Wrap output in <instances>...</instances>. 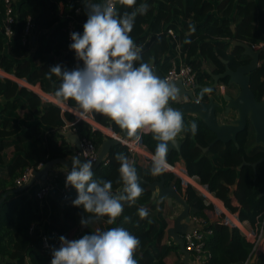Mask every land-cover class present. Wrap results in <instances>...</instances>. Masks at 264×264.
I'll return each instance as SVG.
<instances>
[{"label": "trees", "instance_id": "16d2710c", "mask_svg": "<svg viewBox=\"0 0 264 264\" xmlns=\"http://www.w3.org/2000/svg\"><path fill=\"white\" fill-rule=\"evenodd\" d=\"M106 1L19 0L13 5L17 25L6 54L0 32V70L38 86L78 113L90 114L95 123L120 135L121 127L110 125L114 119L112 102L102 100L122 91L117 82L121 66L116 60L133 57L129 80L134 75L143 76L151 61L165 73L170 66V45L175 44L166 33L173 30L182 41V61L197 72L198 84L205 86L212 80L201 68L202 63L215 75L224 72L220 59L227 61L232 71L249 63L243 49L233 47L232 41L264 48V0H115L116 10L105 40L100 22ZM77 8L80 14H75ZM100 9V17L93 21L91 13ZM5 12L6 4L0 0V25ZM28 18L33 20V33L30 43L23 45L22 32ZM72 21L76 25L74 47L67 42ZM197 53L203 62L196 58ZM93 67L102 69V76L90 85L85 70ZM262 80L264 52L259 56L258 69L250 74V89L257 101L264 93ZM198 92L197 99L204 101V93ZM117 101L133 112L139 104L137 96ZM155 102L156 93L150 88L141 113L127 120L130 141L136 140L143 125L152 121ZM0 115V199L9 192L0 203V264H171L168 256L177 254L178 246L166 233L170 222L164 216V200L157 206L147 186L129 181L134 176L152 183L159 179L158 172L152 161L146 163L141 156L131 155L123 144L112 146L96 170L69 177L65 194L52 191L50 203L56 215L46 233L50 246L43 249L38 226L49 216L47 206L38 214L34 195L13 191L15 180L39 164L72 155L69 144L58 138L65 127L63 119L72 123L70 130L81 140H91L97 147L104 135L74 115L61 113L60 107L26 87L1 77ZM19 120L27 126L18 124ZM250 129L248 126L238 134V147L232 142L210 146L214 135L201 120L188 117L181 156L187 175L196 177L232 212L229 187L236 185L233 197L240 204L238 218L254 224L264 209V163L257 165L255 173L249 165L239 166L243 161L252 164L263 159L264 148H251ZM158 132V125L153 123L148 133L140 135L143 146L154 155L158 153ZM205 148L206 152L202 150ZM136 157L137 161L131 163ZM178 161L173 152L167 163ZM163 175L166 187L181 192L176 176ZM184 198L190 217L203 220L202 231H210L204 242L208 254L204 264H264L263 255L251 262V244L238 230L230 232L229 227L210 220L212 206L191 186L184 189ZM113 217L116 234L112 241L106 236V225ZM31 225L35 226L32 233ZM104 249H110L111 255L102 262Z\"/></svg>", "mask_w": 264, "mask_h": 264}, {"label": "water", "instance_id": "95a60500", "mask_svg": "<svg viewBox=\"0 0 264 264\" xmlns=\"http://www.w3.org/2000/svg\"><path fill=\"white\" fill-rule=\"evenodd\" d=\"M231 45L243 49V55L250 59L249 63L232 71L228 66V62L220 59V62L224 65V72L215 75L205 69L212 81L205 86L197 83L194 91H186L180 81L166 83L163 73L154 66V61L149 63L148 69L143 76H134L129 81L128 78L132 75L133 57L127 61L116 60L121 66L118 82L125 90L102 100L116 104L120 97L130 99L133 96H137L139 98L138 108L135 112L129 110L125 105H115L113 109L114 119L110 122V125L116 123L121 127L120 136L118 138L104 137L103 142L97 148V162L93 166L88 165L81 154L74 155L69 160L66 158L54 159L45 163L40 169H33L30 181L22 187L15 188L13 191L24 192L32 188L38 181L45 183L49 173L53 172V167L55 166L61 167L64 170L63 174L68 177H73L79 172L96 170L112 146L122 144L123 141H129L127 120L141 113L145 96L152 82H154L156 84V102L152 124L155 123L159 127L156 143L160 160L155 163L159 179L148 183L142 178L130 176L129 181H137L147 186L151 192V200H156L157 206H160L161 201L165 199L170 212L173 210L174 203L179 204L183 208V211L173 220L172 226L166 230V233L183 255V259L179 263L189 264L190 255L185 249L183 237L200 230L201 227L190 217L189 206L185 199L173 187L165 186L164 170L161 167V162H167L173 152L177 153L179 160L182 159L181 148L183 142L174 135L182 136L184 134L185 120L188 116H192L201 120L214 135L215 138L210 146L218 142L222 144L232 142L238 147V134L246 130L248 126H251L255 136V143L264 148V93L262 100L257 101L250 89V74L258 69L259 56L264 52V48L255 50L246 44L236 41H232ZM225 79L228 80L226 84H223L222 81ZM220 85H223L224 88L220 87ZM232 86H237L239 89V94L235 98L227 93ZM197 91L204 93L206 97L204 101L197 99ZM184 96L188 98V102L180 105L175 104L174 100L176 98ZM231 113L235 114L234 119H228L222 123L219 122L220 115L227 118L230 117ZM60 135L73 147L75 152H80L81 139L76 134L62 131ZM207 149L202 150L206 152ZM261 163H264V158L252 164L243 161L239 169L244 165H249L255 173L257 165ZM8 194L9 192L0 199V203ZM261 196L264 197V191ZM229 230L232 232V229Z\"/></svg>", "mask_w": 264, "mask_h": 264}, {"label": "built area", "instance_id": "2783aa9c", "mask_svg": "<svg viewBox=\"0 0 264 264\" xmlns=\"http://www.w3.org/2000/svg\"><path fill=\"white\" fill-rule=\"evenodd\" d=\"M6 4V12L4 18L0 25V32L3 36L4 42L7 45L9 40H11L15 35L16 25H17V17L13 12V5L17 4L19 0H3ZM67 2L71 0H65ZM116 10V2L115 0H108L104 6V17L100 22L102 27V35L107 40V37L110 33L111 23L113 20L114 12ZM80 8L75 10V14H80ZM34 23L31 18H28L25 27L22 32V44L26 45L30 43L32 33H33ZM167 37L174 41V46L177 48V53L174 59L170 60V66L165 73H163V78L166 83L169 82H178L180 81L183 85V88L186 91H194L197 85V72L188 64H185L181 59V45H178V39L173 30H168L166 33ZM75 36H76V25L72 21L69 25L68 34H67V42L70 45L75 44ZM260 47H255L253 49L258 50ZM150 88L153 91H156V84L152 82ZM187 97H180L174 100L175 104L180 105L188 102ZM74 112V116L77 120L85 121L89 125L92 124L93 120L88 113H78L72 108H69ZM115 137V136H114ZM123 145H125L130 152L139 151L141 146V140L138 138L133 142L123 141ZM81 150L80 152H75V155L81 154L85 159L88 165L93 166L97 162V146L91 140L83 139L80 142ZM145 151L146 147H142ZM105 159V158H104ZM154 161L158 162L160 160V154L158 153L154 158ZM169 165L167 162H161V167L163 170H168L170 167H166L165 165ZM170 166V165H169ZM43 167V164H39L36 169H40ZM32 170H27L24 174H22L19 178L15 180L16 188L22 187L27 184L32 178ZM173 172V171H172ZM49 173L47 177V181L38 187L34 193V198L36 202V210L38 214L44 207V202L47 196L55 191L53 187V175ZM173 174L182 182H185L186 186H191L198 194L204 199V202L207 205L212 206L213 216L216 218L217 223L223 224L230 229H236L238 232L251 244V256L257 257L259 255L264 256V209L262 212L256 217L254 224H250L247 221H241L237 215L232 214L226 207H224L218 200L215 198L214 194L209 192V190L199 184L197 180H194V177H190L187 174L179 173L178 171H174ZM52 178V179H51ZM197 179V178H196ZM69 190V184L66 182L60 191L65 194ZM195 223L200 226L205 225L203 220L194 219ZM35 226L31 225L29 232L32 233ZM210 234V231H202V229L198 231H194L192 234L185 235L183 237L184 246L187 252H189V260L190 264H204L208 259V254L204 250V242L206 236ZM51 235L55 240H57V236L55 232H52ZM41 244L43 249H48L50 246L49 236L48 234H42Z\"/></svg>", "mask_w": 264, "mask_h": 264}, {"label": "crops", "instance_id": "0c3cea01", "mask_svg": "<svg viewBox=\"0 0 264 264\" xmlns=\"http://www.w3.org/2000/svg\"><path fill=\"white\" fill-rule=\"evenodd\" d=\"M86 1V0H85ZM88 1V0H87ZM94 1V0H93ZM213 13H214V11H213ZM100 15H101V9L100 10H98V11H95V12H92L91 13V17L93 18V21H95V20H97L99 17H100ZM92 21V22H93ZM233 27H235L234 25H232L231 26V30L233 31L234 30V28ZM233 28V29H232ZM88 29L90 30V26L88 27ZM177 44L178 45H181L182 44V41H180V40H178V42H177ZM75 45V44H74ZM74 45H72V47H74ZM230 49H232V47L230 48ZM136 50H138V48H136ZM3 53L4 54H6L7 53V47H6V44H4V51H3ZM176 53H177V48L174 46V45H170V48H169V53L167 54V56H170V58H171V60L172 59H174L175 58V56H176ZM196 58H200V61L201 62H203L202 61V58L200 57V55H199V53H197V55H196ZM155 66V65H154ZM156 67V66H155ZM212 67V66H211ZM157 68V67H156ZM201 68L203 69V70H205V69H207V70H209L210 71V68L207 66V65H205L204 63H202V66H201ZM158 69V68H157ZM86 71V75H87V77H89V82L87 83V84H90V85H93L94 83V80H95V78H98V77H101L102 76V69H97L96 67H93V68H91V70H89L88 71V69L87 70H85ZM135 76V75H134ZM133 76V77H134ZM0 77L1 78H8V79H11V80H13V81H15V82H17L20 86H23V87H26L27 89H29V90H31L32 92H34V93H36L39 97H42L44 100H47L48 102H51V103H53V104H55V105H57L58 107H60L61 108V113H63L64 111H66V112H68V113H70V114H74V112L72 111V110H70L69 108L70 107H68L66 104H64V103H61L58 99H56L55 97H53L52 95H50V94H46V93H44V92H42L41 90H40V88L38 87V86H32V85H30V84H28V83H26L25 81H23V80H18V79H16L15 77H13V76H11V75H9V74H6L5 72H3V71H1L0 70ZM119 78V77H118ZM129 81H131V80H129ZM117 82H118V79H117ZM210 83H208V85H209ZM220 87H223L224 88V86L223 85H220ZM81 89H82V85H81ZM125 89L123 88V86H122V91H124ZM227 93L228 94H230V96H232L233 98H235V97H237L238 96V94H239V89H238V87L237 86H232V88L229 90V91H227ZM198 98V97H197ZM204 98H206L205 96H204ZM103 99V98H102ZM205 100V99H204ZM119 104H121V103H119L118 101H116V104H114L113 102H112V105H111V107H110V109H111V112H112V115H113V109H114V107H115V105H119ZM114 116V115H113ZM188 117H192V116H188ZM187 117V118H188ZM0 118H2L1 117V115H0ZM235 118V114L234 113H231V115H230V117H224V116H222V115H220L219 116V122L220 123H222V122H225L226 120H228V119H234ZM63 121H65V127H64V129L63 130H60L59 132H58V138L60 139V140H62V141H64V142H66L65 141V138H63L61 135H60V132H62V131H64V132H70V133H74L72 130H70V128H69V126L72 124V123H70V122H68L67 120H65V119H63ZM17 123L18 124H22V126L23 127H26L27 126V123L26 122H23L22 120H19V121H17ZM91 127H92V129L94 128V129H97V130H99L103 135H104V137H109V138H118L120 135H118V134H116V133H114L111 129H109V128H107V127H103V126H101V125H99V124H97V123H95L94 121L92 122V124H91ZM172 127H173V130H174V124L172 125ZM151 128H152V121L151 122H147V123H145L144 125H143V127L141 128V130H140V134L138 135V137L136 138V139H140V135L141 134H146V133H148L150 130H151ZM251 130V132H250V137H251V148H253V147H256V146H261V145H259V144H256L255 143V136H254V132H253V130H252V128L250 129ZM75 134V133H74ZM115 136V137H114ZM176 138H179L180 140L182 139V137H183V135L182 136H179V135H174ZM131 142H133V141H131ZM67 143V142H66ZM67 144H69V143H67ZM69 146H70V149H71V151L73 152L72 153V155H70V156H68L66 159H71L72 157H74V155H75V150L73 149V147L69 144ZM141 146L143 147V144H142V142H141ZM142 147H140L139 148V151L138 150H136V151H132V152H130L131 153V155H134V156H141V158H142V160L144 159L145 161H146V163H148V161H152L153 163H154V165H155V163H156V161H154L152 158H154L156 155H154V154H152V153H150L146 148V150L144 151L143 150V148ZM262 147V146H261ZM129 150V149H128ZM157 152H158V148H157ZM159 153V152H158ZM157 153V154H158ZM137 159H138V157H136V158H134L133 160H131V163H134L135 161H137ZM143 160V161H144ZM53 171H54V174H52L54 177H53V187L55 188V191L56 190H60L62 187H63V185L66 183V181H67V179L69 178L68 176H65L64 174H63V172H64V170L61 168V167H59V166H55V167H53ZM174 171H178L179 173H182V174H187V170H186V168H185V166H184V163L182 162V159L181 160H179L178 162H176V163H174L173 165H170V169H168V170H164V172H166V173H170V174H172V175H174L173 174V172ZM175 176V175H174ZM195 178V177H194ZM52 179V178H51ZM194 180H197L198 181V179H194ZM42 184H44L43 182H40V181H38V182H36L35 184H34V186L32 187V188H30L29 190H27V193H28V195L29 196H33L34 195V193H35V191H36V189L38 188V187H40ZM186 183L185 182H181V188H182V190H181V192H177L179 195H181L183 198H184V189L186 188L185 185ZM229 189H230V207L231 208H233L234 209V211L232 212L230 209H228L225 205H224V203L220 200V199H218L217 198V200L224 206V207H226L232 214H235V215H237L238 216V214H239V210H240V204L236 201V199L233 197V192H234V190L236 189V185H232V186H230L229 187ZM264 191V190H263ZM262 191V192H263ZM52 193V192H51ZM51 193L47 196V198H46V201L44 202V206H47V209H48V213H49V216H48V218L47 219H45L44 221H42V224L41 225H39L38 226V230L40 231V233L41 234H46V233H48V231H49V227H50V220H51V218L52 217H54L55 215H56V213H55V211L53 210V207H52V205H51V203H50V195H51ZM261 195H262V193H261ZM263 197V196H262ZM185 199V198H184ZM152 201H155L156 202V200H152ZM186 201V200H185ZM117 203L118 202H116L115 204H114V206H113V212H116L115 210H116V208H117ZM156 204H157V202H156ZM164 205H165V207L166 208H164V216H165V218H167L168 219V221L170 222V224H169V226L168 227H171L172 226V222H173V220L183 211V208L179 205V204H177V203H174L173 204V210H172V212H170V210L168 209V207H167V204H166V201H165V199H164ZM37 211V210H36ZM113 216V215H112ZM114 219H115V217H113V220H111V224L110 225H106V236L109 238V239H112V241L114 240V236H115V234H116V230H115V226H114ZM193 219V218H192ZM211 221H216V218L213 216L211 219H210ZM112 221H113V223H112ZM201 227V229L203 228V226H200ZM171 240V239H170ZM169 240V241H170ZM172 241V240H171ZM170 241V242H171ZM103 252H105L106 253V255H107V257L106 258H108V256L109 255H111V250L110 249H104V250H102ZM106 258L105 259H103L102 260V262H105V260H106ZM256 257H254L253 256V258H252V260L254 261V259H255ZM171 260V264H180L179 262H180V260H182L183 259V255L179 252V249H178V252H177V254H175V253H173V254H171V255H169L168 256V260ZM251 260V262H253ZM189 264H190V260H189Z\"/></svg>", "mask_w": 264, "mask_h": 264}, {"label": "rangeland", "instance_id": "374dc122", "mask_svg": "<svg viewBox=\"0 0 264 264\" xmlns=\"http://www.w3.org/2000/svg\"><path fill=\"white\" fill-rule=\"evenodd\" d=\"M196 95H197V93H196ZM199 96H200V93L198 94V97H199ZM101 256H102L103 259H105V258L107 257L106 253L103 252V251H102V253H101ZM168 262L170 263L171 260L169 259Z\"/></svg>", "mask_w": 264, "mask_h": 264}, {"label": "flooded vegetation", "instance_id": "af4514ba", "mask_svg": "<svg viewBox=\"0 0 264 264\" xmlns=\"http://www.w3.org/2000/svg\"><path fill=\"white\" fill-rule=\"evenodd\" d=\"M197 83H198V81H197ZM198 94H199V92L197 91V95H196V97H198Z\"/></svg>", "mask_w": 264, "mask_h": 264}, {"label": "bare ground", "instance_id": "6f19581e", "mask_svg": "<svg viewBox=\"0 0 264 264\" xmlns=\"http://www.w3.org/2000/svg\"><path fill=\"white\" fill-rule=\"evenodd\" d=\"M165 165V164H164ZM166 167H170L169 165H165Z\"/></svg>", "mask_w": 264, "mask_h": 264}]
</instances>
